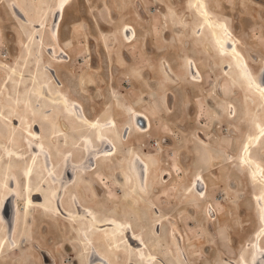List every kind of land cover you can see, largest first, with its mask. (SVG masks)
I'll list each match as a JSON object with an SVG mask.
<instances>
[{
	"label": "rangeland",
	"instance_id": "obj_1",
	"mask_svg": "<svg viewBox=\"0 0 264 264\" xmlns=\"http://www.w3.org/2000/svg\"><path fill=\"white\" fill-rule=\"evenodd\" d=\"M125 1L118 5L117 0H74L65 10L59 40L43 45L48 74L51 69L56 72L60 89L84 107L88 120L97 116L101 121L114 118L119 128L115 132L120 135L129 122L127 108L131 105L150 115L152 123L148 132H139L140 126L132 124L134 134L124 141L119 139L117 154L101 158L102 163L90 170L83 153L88 149L83 150L81 141L73 137L71 126L57 122L64 133L48 138V147L53 153L57 151L54 161L58 171H64L67 153L80 162V177L69 190L70 205L76 208L74 196L99 219L110 215L130 220L138 215L140 231L148 244L155 240L158 223L164 233L161 241L172 249L167 234L175 233L190 264H247L261 224L251 200L256 191L253 178L240 157L246 138L264 125V105L259 107L257 99L245 98L249 91L228 78L224 62L215 59L201 32H195L199 18L193 6L187 4L189 0ZM205 1L212 14L233 30L241 41L242 54L251 59L253 70L258 72L264 64V0ZM9 2L0 0V62L6 67L21 52L32 30L11 14ZM125 22L138 30L131 43L120 36ZM74 23L75 40L71 29ZM102 33L109 50L102 46ZM187 57L196 61L202 83L184 77L181 64ZM164 61L170 63L173 76L163 74ZM5 72L0 69V84ZM176 75L180 81L172 79ZM79 133L89 135L84 128ZM259 142L252 151L264 164V144ZM138 155L148 160L152 169L146 190L132 189L141 191V196L137 195L140 211L136 214L125 208L128 184L120 175L125 161L132 157L134 161ZM43 160L42 173L50 181L48 191H52L56 185L60 187L63 174H50L52 165L47 157ZM200 175L208 184L205 195H199ZM22 186L19 177L18 191H23ZM19 203L22 207L23 200ZM31 215L37 245L52 255L45 263L40 259V264H84L78 257L82 250L78 220L60 214L45 220L38 210L31 211ZM58 225L60 233L56 231ZM25 248V253L7 254L0 264L38 251L31 245ZM97 248L103 249L101 245Z\"/></svg>",
	"mask_w": 264,
	"mask_h": 264
},
{
	"label": "bare ground",
	"instance_id": "obj_2",
	"mask_svg": "<svg viewBox=\"0 0 264 264\" xmlns=\"http://www.w3.org/2000/svg\"><path fill=\"white\" fill-rule=\"evenodd\" d=\"M73 1L11 0V4L9 2L11 14L24 24L30 25L32 30L23 45L21 44L23 46L21 52L13 58L9 66L6 67L0 62V69L6 70L0 84V128L2 127L0 130V263L6 260V255L11 252L22 253L26 249V245L37 248V253L26 252L25 256L28 257L22 259L19 256H14L9 259L8 264H40V259H45L44 263L47 258L51 260L52 255L45 250L44 246L39 248L33 234L31 211L38 210L45 220H48L50 216L57 217L56 214L69 217L68 219L71 221L78 220L80 225L78 234L82 237L79 240L82 250L78 257L84 264H190L181 248L180 239L175 233L167 234V239L172 241V249L164 241H161L164 233L161 228L159 229L158 223L153 233L155 240L148 244L144 239V233L142 234L140 231L138 215L135 218L133 215V219L130 217V220L110 215L99 219L91 208L80 203L74 196L76 208L70 205L68 195L71 191L69 190L80 177L81 170L77 168L80 162L73 158L72 153H67L68 157H65L66 162L64 163L66 167L64 171H58L59 168L54 161L58 157L57 151L53 153L48 147V138H54L64 133L63 128H57V122L65 124L63 126L68 128L71 126L74 130L73 137L81 141L83 150L88 149L87 153H83L86 154L84 156H87L85 162L89 161L90 163L88 165L90 170H95L102 163L101 158L117 154L119 139L124 141L134 134L132 124L141 127L137 128L139 132H148L152 124L150 115L129 105L127 108L130 116L129 122L124 126L123 133L121 132L119 135L116 133L119 132V128L114 118L101 121L97 116L91 121L88 120L84 107L70 100L60 89L61 82L56 77V72L51 69L50 75L48 74L46 68L49 67L42 58L43 45L59 40L65 10ZM117 2L120 5V2L126 1L117 0ZM187 4L193 6L199 18L198 28L195 32L197 34L201 32L207 42V47L213 50V54L215 53V56L213 55L216 57L215 59L224 62V71L228 78L235 84H243L249 91V97L245 98L250 101L257 99L259 107L263 106L264 64L258 72L253 70L251 59L249 60L243 55L239 48L241 41L227 23L220 21V18L212 14L213 12L205 0H189ZM71 29L72 39L75 40V23L72 24ZM47 30H49V34ZM119 32L125 43L133 42L138 35V30L127 22L122 24ZM128 33H131L132 36H128ZM105 36L104 33L101 34L102 46L105 50L106 48L109 50L105 44ZM72 39L69 37V40ZM31 59L34 60L29 63ZM181 66L184 67V77L188 81L202 83L201 70L193 58H185ZM27 68L30 69L29 72L26 70ZM171 72L173 70L170 63L164 61L163 74L170 75ZM172 79L175 82L180 81L179 75ZM126 99L128 100V98ZM113 104L115 103L113 102ZM232 106L230 104V109ZM259 126V130L249 135L244 141L243 155L240 157L253 178L256 191L251 196V200L253 206L258 210L261 224L255 232L252 243V245L254 244L253 251L250 262L247 264H264V164L263 160L256 157L257 155L252 151L257 142L260 141L262 145L264 144V125ZM81 128L87 129L89 135L79 133ZM94 133L95 136H93ZM45 157L52 165L50 174L60 175V177L63 174L59 189L55 184L54 189L48 191L47 185L50 181L42 173ZM68 158L69 160H67ZM151 169L148 160L138 155L134 161L133 157L127 159L124 169L121 171L120 177L124 183L128 184L124 191L125 208H130L129 211L137 212L136 214L140 211L137 195L141 196V191L132 189L146 190ZM19 177L23 181V191H18L16 187ZM197 180L199 181L198 178ZM200 181H202L203 192H199V195L203 193L205 195L208 184L201 175ZM20 200H23L22 207H20ZM6 208L7 213L5 212ZM9 214L11 215L10 222L5 219ZM123 218L125 217L123 216ZM57 223L60 221L57 220ZM61 229L58 225L56 231L59 232ZM73 235L74 233L71 231L70 236ZM97 245H101L103 249H98ZM42 249L43 251H41Z\"/></svg>",
	"mask_w": 264,
	"mask_h": 264
},
{
	"label": "water",
	"instance_id": "obj_3",
	"mask_svg": "<svg viewBox=\"0 0 264 264\" xmlns=\"http://www.w3.org/2000/svg\"><path fill=\"white\" fill-rule=\"evenodd\" d=\"M10 216H11V215L9 214V215H7V216L5 217L6 221L10 222V220H11V219H10Z\"/></svg>",
	"mask_w": 264,
	"mask_h": 264
}]
</instances>
